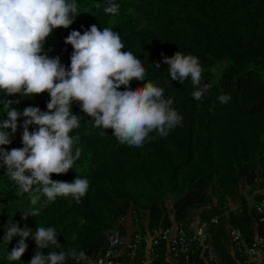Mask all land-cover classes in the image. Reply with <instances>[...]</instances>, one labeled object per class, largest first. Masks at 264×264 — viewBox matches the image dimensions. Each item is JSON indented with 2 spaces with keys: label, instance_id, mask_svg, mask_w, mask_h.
Here are the masks:
<instances>
[{
  "label": "trees",
  "instance_id": "1",
  "mask_svg": "<svg viewBox=\"0 0 264 264\" xmlns=\"http://www.w3.org/2000/svg\"><path fill=\"white\" fill-rule=\"evenodd\" d=\"M76 2L74 22L67 29L52 31L45 41V53L58 57L68 68L73 49L64 40L72 30L82 34L91 25L111 27L120 35L124 50L142 60L146 81L162 87L166 99L173 98L172 107L182 122L167 137L152 132L142 147H131L119 143L111 129L93 127L92 118L74 102L72 112L80 116V126L72 135L79 136L76 146L81 155L73 169L53 174L51 179L72 182L76 175L87 178L88 191L79 203L71 196L58 197L37 217L25 218L23 213L33 207L29 196L35 192L21 194L0 162V264H28L36 250L30 236L21 260H7L8 251L19 239L14 237L8 244L2 239L10 219L33 232L37 226L56 228L60 245L43 249L45 255L75 249L87 258L105 249L108 229L117 227L127 233L130 226L120 222L127 216L136 228L150 234L167 227L171 222L165 207L169 199L175 221H202L221 215L219 225L212 229L216 237L226 234L228 220L238 224L246 242L255 233H263L260 224L254 233L252 223L257 216L248 211L240 192L253 185L255 200L259 198L255 191L264 187V0ZM109 2L119 4L117 15L104 13ZM176 51L199 59L201 86H208L199 101L191 96L195 88L190 77L183 83L170 78L164 58ZM144 83L133 79L130 87ZM225 94L230 100L222 104L218 97ZM0 100L12 101L10 107L20 112L28 106L47 111L49 96L47 92L33 97L0 93ZM5 119L7 115L0 109V121ZM23 120L22 116L18 119L12 142L3 146L6 150L22 147ZM34 129L29 126L30 132ZM224 205H238L240 210H231L226 218ZM161 257L155 260L157 264H170ZM66 264L88 263L68 257Z\"/></svg>",
  "mask_w": 264,
  "mask_h": 264
},
{
  "label": "clouds",
  "instance_id": "2",
  "mask_svg": "<svg viewBox=\"0 0 264 264\" xmlns=\"http://www.w3.org/2000/svg\"><path fill=\"white\" fill-rule=\"evenodd\" d=\"M119 9V4L109 2L103 11L115 16ZM77 12L76 0H0V93L33 97L47 92L49 96L47 111L28 106L20 112L10 107L12 101L0 100V109L7 115L0 121V162L21 194L35 192L29 196L33 207L23 213L25 218L37 217L58 197L71 196L79 203L88 191L87 178L76 175L72 182L51 179L53 174L73 169L81 155L76 146L79 136L72 135L80 126V116L72 112L74 102L92 118L93 127L111 129L119 143L131 147H142L152 132L167 137L182 122V116L172 107L173 98L166 99L162 87L146 81L142 60L124 50L120 35L111 27L91 25L82 34L72 30L64 40L73 49L68 68L58 57L50 58L45 53L46 38L56 28H69ZM164 63L171 80L183 83L190 77L195 88L191 96L201 100L208 86H201L203 68L199 59L176 51L164 58ZM133 79L145 83L132 88ZM218 99L225 104L230 96ZM21 116L22 147L6 150L3 146L12 142ZM30 125L35 126L31 132ZM9 221L2 239L7 244L14 237L19 239L8 251V261L21 260L30 236L36 250L28 264H66L68 257L86 259L83 251L77 253L75 249L44 254L42 250L50 245H60L54 226H37L33 232Z\"/></svg>",
  "mask_w": 264,
  "mask_h": 264
},
{
  "label": "built area",
  "instance_id": "3",
  "mask_svg": "<svg viewBox=\"0 0 264 264\" xmlns=\"http://www.w3.org/2000/svg\"><path fill=\"white\" fill-rule=\"evenodd\" d=\"M259 198L253 201L252 210L257 216V223L264 228V187L258 189ZM222 214L228 218L230 211L240 210L238 205L223 207ZM221 215L209 220L176 221L174 229L160 228L154 233H147L130 225L126 234L117 227L106 231L107 246L100 253L84 259L88 264H157L162 246L169 254L170 264H196L193 259L195 247L202 248L206 264H220L210 242L209 230L218 225ZM189 223V224H188ZM228 241L238 252L240 264H259L264 262V232L256 234L246 242L243 232L236 223L226 224ZM137 230V231H136ZM148 240L145 253L141 252L143 243Z\"/></svg>",
  "mask_w": 264,
  "mask_h": 264
},
{
  "label": "crops",
  "instance_id": "4",
  "mask_svg": "<svg viewBox=\"0 0 264 264\" xmlns=\"http://www.w3.org/2000/svg\"><path fill=\"white\" fill-rule=\"evenodd\" d=\"M256 193H258V190L256 191ZM251 210H252V204L248 208V211H251ZM169 218L171 219V222H170V224L167 227H169L171 229H174L176 221L173 219V217L169 216ZM195 221H196V219H194L192 223L194 224ZM228 221H226V224L228 223ZM229 223H231V222L229 221ZM226 224H224L225 233L226 234L223 235V236H220V237L214 236L213 231H212L213 227H217L219 224L210 228L209 234H210L211 246H212L213 250L215 251V253L217 255V259H218L220 264H240L237 249L235 248L236 249V251H235L234 247H232L230 245V243H228V238H227L228 229L226 227ZM252 224H253V230H254V233H255V232H257L256 229H258L260 226L257 223L256 219L253 220ZM237 226H238V224H237ZM160 228H162V227H158V229H155L154 231H157ZM256 234H258V233H255L254 236ZM148 246H149V243H148V240L146 239V241L142 245L141 252L145 253V251L148 249ZM162 251H163V253H162L163 261L164 260L168 261L169 254L167 253V249H166L165 246L162 247ZM162 255H160L159 260L162 258L161 257ZM193 259H194L196 264H206L202 248L200 246H198V245L195 247V251H194V254H193ZM259 264H264V262L263 263H259Z\"/></svg>",
  "mask_w": 264,
  "mask_h": 264
},
{
  "label": "rangeland",
  "instance_id": "5",
  "mask_svg": "<svg viewBox=\"0 0 264 264\" xmlns=\"http://www.w3.org/2000/svg\"><path fill=\"white\" fill-rule=\"evenodd\" d=\"M253 189V185L251 186H244L243 189L241 190V195H243V197L245 198L246 200V204H247V207L249 208L250 205L252 204L253 205V196L255 195L254 194V191L252 190ZM256 193V191H255ZM213 201H215V199H212ZM241 198L238 197L237 198V201H240ZM239 203V202H238ZM166 210H167V213L170 217L173 216V210H172V200L169 199V201H166ZM120 222L123 224V226H130L132 225V218L130 219L129 216H127L126 218H122L120 219ZM128 228V227H127Z\"/></svg>",
  "mask_w": 264,
  "mask_h": 264
}]
</instances>
